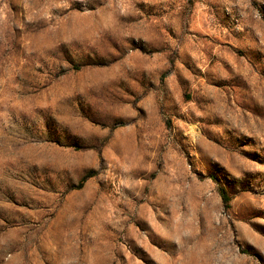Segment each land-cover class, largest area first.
<instances>
[{"label": "rangeland", "instance_id": "374dc122", "mask_svg": "<svg viewBox=\"0 0 264 264\" xmlns=\"http://www.w3.org/2000/svg\"><path fill=\"white\" fill-rule=\"evenodd\" d=\"M0 264H264V0H0Z\"/></svg>", "mask_w": 264, "mask_h": 264}, {"label": "trees", "instance_id": "16d2710c", "mask_svg": "<svg viewBox=\"0 0 264 264\" xmlns=\"http://www.w3.org/2000/svg\"><path fill=\"white\" fill-rule=\"evenodd\" d=\"M221 195H222L225 203H228L230 201V196L228 195V193L224 189H221Z\"/></svg>", "mask_w": 264, "mask_h": 264}]
</instances>
